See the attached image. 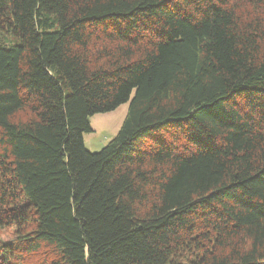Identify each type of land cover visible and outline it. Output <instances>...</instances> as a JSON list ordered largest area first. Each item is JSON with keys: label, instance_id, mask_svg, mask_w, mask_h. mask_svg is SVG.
Here are the masks:
<instances>
[{"label": "trees", "instance_id": "1", "mask_svg": "<svg viewBox=\"0 0 264 264\" xmlns=\"http://www.w3.org/2000/svg\"><path fill=\"white\" fill-rule=\"evenodd\" d=\"M0 231V264H264V0H0Z\"/></svg>", "mask_w": 264, "mask_h": 264}, {"label": "rangeland", "instance_id": "2", "mask_svg": "<svg viewBox=\"0 0 264 264\" xmlns=\"http://www.w3.org/2000/svg\"><path fill=\"white\" fill-rule=\"evenodd\" d=\"M128 109L129 104L127 103L113 112L97 114L90 118L92 132L84 134L85 147L89 152H100L115 138L125 120ZM0 240L8 242L13 240V237L0 231Z\"/></svg>", "mask_w": 264, "mask_h": 264}]
</instances>
